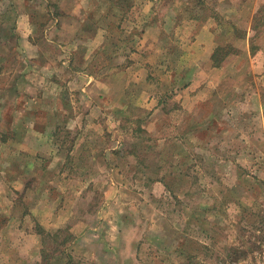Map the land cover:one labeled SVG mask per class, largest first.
<instances>
[{
    "label": "rangeland",
    "instance_id": "obj_1",
    "mask_svg": "<svg viewBox=\"0 0 264 264\" xmlns=\"http://www.w3.org/2000/svg\"><path fill=\"white\" fill-rule=\"evenodd\" d=\"M80 22L37 32L35 72L17 35L0 65L40 90L6 106L40 125L16 154L48 149L29 172L2 151L0 264H264V0H96Z\"/></svg>",
    "mask_w": 264,
    "mask_h": 264
},
{
    "label": "crops",
    "instance_id": "obj_2",
    "mask_svg": "<svg viewBox=\"0 0 264 264\" xmlns=\"http://www.w3.org/2000/svg\"><path fill=\"white\" fill-rule=\"evenodd\" d=\"M95 2L96 0H0V25H15V27L12 25L10 26L11 29H13L14 33H16L17 31V34L14 35H12V33H8L7 36H1L0 34V44H3L2 46H0V65H6L8 60H10V58L7 56H12L13 54H15L12 50V40L17 35V38L20 37V39H22L23 41V45H25L26 47V55H30L28 57L25 56V61L28 60V62H30V66L28 65L27 67L28 69L32 70L30 71V73H32L33 71L35 72V70L38 69L39 66H33V64L36 63L33 60L37 59V57L33 55H39V49H41L42 57L44 55V45L45 47H49V45L51 43L53 44L55 40L71 39L77 41L82 39L83 33H81V30L76 28L75 30H73L74 32L68 34L65 26L67 23L74 25L82 23L80 21H84L86 19V14ZM94 22H99L98 18L94 20ZM44 23L48 24L47 30H45V32L42 33L41 36H39V25ZM51 24H53V26H51ZM37 32L38 39L41 38V40L44 41V45H39V43H37L39 42L35 39V37H37ZM88 37L91 38L90 40L94 38L96 39V36L93 38L92 36ZM76 41L74 43H76ZM59 46H61L59 47L61 49V55L68 54V52L70 51H68L66 45L61 44ZM79 47L80 46L77 45L76 49L78 50ZM94 47L96 48V44ZM3 49H6V56L4 57L2 56ZM90 51L91 50H89V52ZM3 58H7V60L4 61ZM46 65L50 64L47 63L43 67L46 68ZM14 68L11 69V64H9V69L6 67L0 70L2 71L0 73V164L3 163V161H6L4 156L1 157L2 151H4V153H9V155H12V151H15V153L13 154L15 157L24 156V163H22L21 159H18L17 162L20 164L22 163L21 166L26 167L25 172H29L37 166H43L46 159L44 152H47L48 149L43 144L38 145L34 144L32 141H28L27 144H29V146L26 148L24 146L23 149L25 150H20V152L16 154V152H18V150H16L17 141H20L17 140L18 138L16 136L18 133H21L24 130L27 131L30 136H38L37 134L40 131L38 118L36 116H29L27 114L26 118L30 120L31 123L27 126V128L20 127L19 129L16 125L17 122L11 123L10 126H4L7 121L6 123H4L3 117L6 114L7 109L9 108H6L7 105H14L15 111L18 108V104L21 102V100L27 102L31 98L37 99L38 96L36 95L40 94V90H36L35 94H32L31 90H28L30 91L28 92L30 94H27V96H22L21 94L25 93V91H22L20 93V81L25 80L24 82L26 83L27 80H20L18 77L19 74L17 71H14ZM64 70H66V68H64ZM30 77H32V74L30 75ZM45 82L47 83L49 82V80H45ZM27 83L29 86H33V83ZM88 83L90 86L89 89H91L92 82L89 81ZM85 90L86 88H83V91ZM54 96L55 95H53L51 98H53ZM58 98L60 99L59 96ZM47 109L50 110L49 105L47 106ZM17 110L13 112L17 114V118H21L22 114H20L19 116ZM39 112L40 114H45V119L46 117L47 119H49L45 107L39 106ZM50 126L51 125L48 123L47 129L51 134ZM6 135L12 136L11 138L7 139ZM15 176L16 175H13L14 178ZM0 178L7 177L0 174ZM17 178H22V175Z\"/></svg>",
    "mask_w": 264,
    "mask_h": 264
},
{
    "label": "trees",
    "instance_id": "obj_3",
    "mask_svg": "<svg viewBox=\"0 0 264 264\" xmlns=\"http://www.w3.org/2000/svg\"><path fill=\"white\" fill-rule=\"evenodd\" d=\"M219 52H220V48H218L217 51L215 52V54L213 55V61L214 62H216L218 57H220V53Z\"/></svg>",
    "mask_w": 264,
    "mask_h": 264
}]
</instances>
